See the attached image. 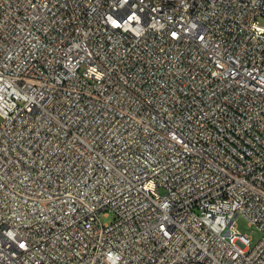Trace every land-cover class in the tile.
Returning a JSON list of instances; mask_svg holds the SVG:
<instances>
[{"label":"built area","instance_id":"obj_1","mask_svg":"<svg viewBox=\"0 0 264 264\" xmlns=\"http://www.w3.org/2000/svg\"><path fill=\"white\" fill-rule=\"evenodd\" d=\"M0 264H264V0H0Z\"/></svg>","mask_w":264,"mask_h":264},{"label":"rangeland","instance_id":"obj_2","mask_svg":"<svg viewBox=\"0 0 264 264\" xmlns=\"http://www.w3.org/2000/svg\"><path fill=\"white\" fill-rule=\"evenodd\" d=\"M101 220L103 223H112L114 218L111 215L109 217H102ZM237 224L239 230L252 240L254 246L260 242L262 233L257 228L249 226V222L244 217H239Z\"/></svg>","mask_w":264,"mask_h":264}]
</instances>
